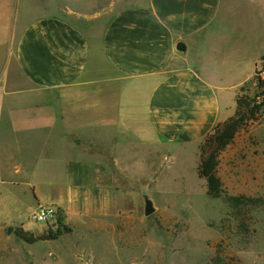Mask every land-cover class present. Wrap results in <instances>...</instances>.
<instances>
[{
  "label": "crops",
  "instance_id": "0c3cea01",
  "mask_svg": "<svg viewBox=\"0 0 264 264\" xmlns=\"http://www.w3.org/2000/svg\"><path fill=\"white\" fill-rule=\"evenodd\" d=\"M238 1L109 0L87 10L68 0L14 28L11 0H0V173L9 167L10 185L33 188L30 197L6 189L11 226L27 202L32 213L56 206L66 226L133 214L134 189L118 185L126 158L202 142L234 117L264 59V44L250 56L254 41L235 23L255 11L264 25V0H246L249 10Z\"/></svg>",
  "mask_w": 264,
  "mask_h": 264
},
{
  "label": "rangeland",
  "instance_id": "374dc122",
  "mask_svg": "<svg viewBox=\"0 0 264 264\" xmlns=\"http://www.w3.org/2000/svg\"><path fill=\"white\" fill-rule=\"evenodd\" d=\"M66 1L11 0L12 27L24 18L31 22L57 10ZM71 1L87 10L109 2ZM240 2L249 10L246 0ZM253 14L247 11L235 20L237 34L254 41L256 49L250 56L259 54L264 44L263 21L259 12ZM62 15L89 29L87 20L68 10ZM255 71L241 94L251 99L260 95L261 101L264 96ZM243 108L247 107H237L234 117ZM252 117L220 155L221 197L208 194L206 161L213 149L209 136L199 143L173 144L169 150L156 147L155 155L141 161L124 160L128 175L119 177L118 185L134 189L131 194L138 211L119 219L78 221L65 227L57 215L49 223H38L31 218L33 205L27 202L15 219L20 223L11 226L14 215L4 196L6 189L30 197L33 188L26 179L17 187L10 185L4 176L9 167L1 166L0 264H264V112ZM101 156L109 168L117 169L113 152L102 151ZM148 202L151 214H147Z\"/></svg>",
  "mask_w": 264,
  "mask_h": 264
},
{
  "label": "trees",
  "instance_id": "16d2710c",
  "mask_svg": "<svg viewBox=\"0 0 264 264\" xmlns=\"http://www.w3.org/2000/svg\"><path fill=\"white\" fill-rule=\"evenodd\" d=\"M258 88L261 89L262 95L264 96L263 80H259ZM258 98H260V95L257 96V98L251 99L249 95H245V93L241 94L238 100V108L240 110L242 107L247 108H243L238 115L229 119L226 123L218 127L215 132H213L209 136V139L211 141L210 144L213 146V149L208 155L206 161V172L208 181L207 187L208 194L214 198L221 197L223 193V183L218 174L220 155L223 151L228 148V146H230L234 142L237 134L242 129L247 128L249 126V124H247L246 122L249 120L251 121L250 117L256 116V114H258L259 112L261 114L264 112V97L261 101ZM257 119L258 118L252 120ZM60 220L64 222L62 217H60Z\"/></svg>",
  "mask_w": 264,
  "mask_h": 264
},
{
  "label": "built area",
  "instance_id": "2783aa9c",
  "mask_svg": "<svg viewBox=\"0 0 264 264\" xmlns=\"http://www.w3.org/2000/svg\"><path fill=\"white\" fill-rule=\"evenodd\" d=\"M257 75L260 80L264 81V59L257 65ZM59 214V209L54 205H40L31 215V218L38 223H49Z\"/></svg>",
  "mask_w": 264,
  "mask_h": 264
},
{
  "label": "water",
  "instance_id": "95a60500",
  "mask_svg": "<svg viewBox=\"0 0 264 264\" xmlns=\"http://www.w3.org/2000/svg\"><path fill=\"white\" fill-rule=\"evenodd\" d=\"M153 212L152 210V203L148 202V206H147V214H151Z\"/></svg>",
  "mask_w": 264,
  "mask_h": 264
}]
</instances>
